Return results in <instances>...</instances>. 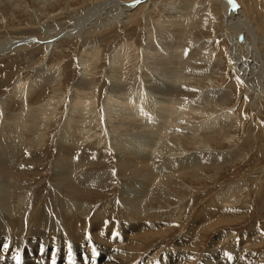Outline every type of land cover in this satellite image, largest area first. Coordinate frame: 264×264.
Segmentation results:
<instances>
[{
  "label": "rangeland",
  "instance_id": "1",
  "mask_svg": "<svg viewBox=\"0 0 264 264\" xmlns=\"http://www.w3.org/2000/svg\"><path fill=\"white\" fill-rule=\"evenodd\" d=\"M103 1L0 0V187L7 183L14 189L13 205L33 197L31 214L26 216L30 221L42 207L57 211L55 204L67 198L80 200L91 214L99 212L104 203L122 197L125 185L117 172L121 171L118 149L110 138V133L121 129L102 115L104 99L109 93L121 98L148 86L159 91L168 85L167 94L152 92L156 101L180 104L185 114L178 117L173 132L161 137L164 143L157 154H174L179 160L185 156L196 164L163 179L171 184L159 182L153 196L144 200L148 202L145 210L182 209L177 216L161 220L172 222L165 235L154 234L137 252L109 253L112 258L107 264H169L168 256L177 257L170 262L177 264L174 246L183 248V264H264V0H236V4L232 0H124L131 1L129 8L108 0L96 7ZM114 8L121 11L117 20L111 14ZM230 10L236 15H229ZM229 16L234 17L232 24ZM85 19L90 24L80 28ZM67 25L70 33L64 30ZM241 27H248L254 37L246 48L237 38ZM53 33L58 37L52 40ZM19 82L22 90L11 93ZM79 98L91 104L86 110L92 113L87 121L76 123L83 128L84 138L69 145L61 141L60 132L66 129L69 111ZM225 113L229 119H220L217 126L206 124ZM137 123L122 130L140 131L137 134L153 142L151 132H143ZM73 126L69 123L67 130H79ZM57 153L86 158L84 167L92 176L79 173L73 185L58 183L53 167ZM5 155L15 162H8ZM205 210L218 223L209 231L204 226L196 239L188 237L189 221ZM156 228V223H148L146 229L136 226L137 231L146 232ZM218 239L222 243L211 248ZM9 242L7 237L0 244V262L8 261L5 264H80L66 247L59 248L57 257L56 246L44 250L42 243L31 247L29 242L25 244L27 263H18L13 257L15 245ZM145 254L155 257L149 261Z\"/></svg>",
  "mask_w": 264,
  "mask_h": 264
},
{
  "label": "bare ground",
  "instance_id": "2",
  "mask_svg": "<svg viewBox=\"0 0 264 264\" xmlns=\"http://www.w3.org/2000/svg\"><path fill=\"white\" fill-rule=\"evenodd\" d=\"M107 1L108 0H104L102 3H97L95 5H96V7H102V4L103 3L107 4ZM135 1H138V0H134V2ZM114 3L123 5V6L120 5L119 8L132 7L131 1L116 0ZM234 4H236V3H234ZM93 7L91 6L92 10H93ZM87 9H89V11L91 12L90 8H87ZM86 10H85V12H86ZM89 11H88V13H89ZM228 11L226 10V12H228ZM236 12H238V11H236ZM239 12H241V11L239 10ZM111 14H114L113 19L117 20V18L121 14V11L118 12L117 9L114 8V10H112ZM111 14H109L108 16H110ZM232 14H235V12H232L230 10L229 15H232ZM232 17L233 16H231V17L229 16L230 24L233 23V21H231V19H233L234 17L233 18ZM105 18H106V16H105ZM95 21H97V20H95ZM237 22H241V20H238V18H237ZM244 22H246V21L244 20ZM88 23H89V20L86 21V19H85L84 21H82V25L80 28L85 27ZM98 24H100V23L98 22ZM69 26L70 25H67L66 27H64L65 32L71 31L70 30L71 28H69ZM231 27H233V26H231ZM249 28H250V26H249ZM249 28L248 27H241L237 31L238 32V37H237L238 39H239L240 35H243V39L239 40L238 42L242 47H245V48H246V46H249L252 43L251 40H252V38H254L252 35V32L250 31ZM74 29H76L75 26H73V30ZM232 30H234V29H232ZM76 32H78V31H76ZM73 33H74V31H73ZM232 33L234 34V32H232ZM55 34H59V33H57V31H56ZM66 34H68V33H66ZM66 34H64V35H66ZM51 36H52V38H51L52 40L55 39L56 37H58L57 35H54V33H53V35L52 34L49 35V37H51ZM236 41H237V39H236ZM262 42H264V41H262ZM259 44H262V43H259ZM238 48H240V47H238ZM233 49L235 50V48H233ZM175 52H177V51H175ZM175 52H173V53H175ZM259 54H258V57H259ZM165 55H167V54H165ZM179 55H177V56H179ZM260 56H262V55H260ZM166 58H167V56H166ZM166 58H165V60H166ZM240 58H243V57H240ZM175 59L176 58H174L172 60H175ZM232 61L234 62V60H232ZM238 61H239V59H238ZM253 61H252V63H253ZM238 63L240 65V62H238ZM241 63H242V61H241ZM233 68H234V66H233ZM250 68L251 67H245V70L250 69ZM255 68L256 67H254L253 70ZM241 69H243V68H241ZM236 71H237V68H236ZM258 73H261V72L258 71ZM244 75L247 76L246 74H244ZM261 75H262V73H261ZM253 76H254V73H253ZM256 80L258 81V79H256ZM245 83H247V82H245ZM21 85H22V82H19L16 85V87L11 90V93H14L19 88H21L20 89V91H21L22 87H23V85L22 86ZM252 85H253V83H252ZM259 85H260V83H259ZM261 85H262V81H261ZM254 87H256V86H254ZM32 88H33L32 86L29 88L27 87V90L31 91ZM169 88H170V86L165 85L164 87H162L158 91L157 89H154V87L152 88V87L148 86V87H146V89H142L141 93H138V94L135 93L134 95L133 94L132 95H124L123 97L120 98L119 96L115 97V96H113L114 94L111 95V93H109L107 95V97L104 99V101L102 103L103 104L102 115L105 116V120L108 123H110L113 127L114 126H116V127L120 126L119 128L121 129L120 133H118V132L110 133V134H112L110 138L113 140V141H111L113 146L118 149L117 151L119 153L118 159H119L120 170L121 171L127 170V171L121 172V171L117 170V172H119L122 175V177L119 176L122 180L121 183L125 184L124 186H122L124 188H121V189H124L122 191L124 193V194H122V197L113 199L111 201L108 199L109 202L104 203V205L101 208L99 207L100 208L99 212H96V213L94 212L93 214H91L90 209H88V208L85 209L82 206V203L80 202V200L78 201L75 198H73V199L67 198L64 201L62 200V203L59 204V201H58L55 204L57 206L58 212L54 209L55 208L54 206H53L54 207L53 209L51 208L52 211H54V213H55V215L53 214L54 217L50 216L49 211L51 209L49 207H45V208L42 207V209H40V207H39L40 210L37 212L36 216L33 217V220L30 221L31 217L28 218L26 216H27V214H31L33 197L32 198L28 197L26 201L21 202L22 201L21 200L20 204L17 205V203H16V205H13L14 204L13 200H15L12 197L14 189H11L10 184L7 185L6 182H5L6 184H2L3 187H0V225H2V224L3 225L1 226L0 229L3 230V235L0 237V244H3V241L8 237V239L10 241L9 243L15 245V251H14L13 257L17 260L16 262L27 263V257L29 255L25 251V244L27 242H29L27 244L31 247H32V244L39 245L42 243L43 244L42 249H44V250H47V248H49V247L53 248L56 246V250L54 253L57 257H59L58 252L61 250V249L59 250V248L60 247L61 248L66 247L73 254V259L79 261L80 264H95V263H101V262L103 264L104 263L107 264L110 262V260L112 258V256H111L112 254H109V253L115 254L117 252H127L128 250L132 251L133 249H135V252H137L140 249H142L144 246H146L145 241L147 239H152V236L154 234L157 233L159 235H165L167 233V231L171 229L170 224L172 222L171 223L162 222L161 220H167L168 217H170V216L171 217L177 216L179 214V212L181 211L182 206L181 207L176 206L177 207V208L175 207L176 209L171 207L167 210H148V211H146L145 209H146L148 202L146 203L144 201L147 199V197H149L151 195L153 196L152 193L158 189V183L161 182L163 179L167 178L170 175V173H172L174 171L175 172L181 171V170L187 169V168L190 169L193 165L196 164L192 160H185L184 159L185 156H184V158H182V160H179L178 159L179 156L176 157V156H174V154H172V155L157 154V153H159V151H158L159 144L163 145V143H164L163 140H160L161 137H165L167 134L173 132L174 131L173 125L177 124L179 122V120L181 119V118L178 119V117L181 116L182 114H185L184 109L181 108L182 106H180V104L178 105L175 102H173L171 104H163L162 102L156 101L155 98L157 96L154 95L152 92H154V90H155L158 93L160 92V94L161 93L167 94V91ZM172 89L173 88H171L170 90H172ZM252 89H253V86H252ZM17 92H19V91H17ZM261 92H264V91H261ZM257 93H259V92H257ZM160 94H158V95H160ZM79 99L78 100L76 99L77 101H75V102L73 101L74 102V108H73L74 110L72 109L71 111H69V114L71 115V119H70V121H68V124L65 127L66 129L62 130L60 132L61 141H64L68 144H69V142H77L76 139H78L79 137L84 138L83 128L79 127L80 125L79 126L76 125V123L78 122L77 124H80L81 122H83V120L88 118V116L90 117L89 113H92L91 110H86V107L89 103L85 102L84 100H81L82 97L80 100ZM157 100H159V99H157ZM90 105H88V106H90ZM92 109H93L94 113H97L98 109H96V107L93 105V103H92ZM68 110H70V108H68ZM187 113L189 114V111ZM221 114H223V113H221ZM182 116L184 117V115H182ZM220 119L221 120L229 119V115H227V113H225L224 115L219 114V115L215 116V118L213 117V119L209 120L206 124H209V125L212 124L214 126L215 125L217 126V124L220 123V121H219ZM13 121H15V120H13ZM85 121H87V119ZM181 121H183V120H181ZM15 122H14V124H15ZM72 122L75 123V126H73V129L77 128L79 130H76V131H75V129L74 130H67V128L69 127V123H72ZM136 122H138L136 124L138 126H136V127H138V128L141 127L140 130L143 129L142 131L145 133L151 132L150 133L151 136L152 135L154 136V137H151L153 142H149L147 140V138H145V137L143 138V136H141L142 134L141 135L137 134V133H140V131L129 134L130 132L127 133L126 131L122 130V127L125 125H131V127L132 126L134 127V124ZM14 124H13V126H14ZM200 128H201V126H200ZM134 131H136V130H134ZM2 132H4V131H2ZM18 134L20 135V137H22V133H18ZM81 134H82V136H81ZM143 135H145V134L143 133ZM7 137H8V135H7ZM153 143H156V144L154 145ZM69 145H71V144H69ZM10 148H11V146H10ZM182 152L183 151H180V154ZM10 154H11V152H10ZM57 154H55V156H54L53 167L55 168V170H54L55 174H57V178H55V180L58 183L59 182L63 183V185H64V183L65 184L67 183V185H73V183L76 182L74 176L78 175L79 173H84L86 175L87 174L90 175L89 174L90 169L88 167H84V165H86V160H87L86 158L81 157V156H79V158H78V156H71V155L70 156H60L59 154L58 155ZM176 155H177V153H176ZM1 157H0V160H1ZM6 157H8V158H6ZM5 158L7 159L8 162H12V161L15 162L14 157H9V155L8 156L5 155ZM5 158L4 159L2 158V159L5 161L6 160ZM5 165H7V163H5ZM12 165H14V164H12ZM7 167H10V166H7ZM144 169H145V171H144ZM6 171H7L6 172V174H7L8 170L6 169ZM12 171L13 170L11 169V172ZM15 172H16V170L14 171V173ZM102 172H104V171H102ZM10 173L8 175H10ZM98 173H100V172H98ZM104 173H101V174L103 175ZM179 173H181V172H179ZM90 176H92V175H90ZM87 177H89V176H87ZM93 177H95V176H93ZM96 178H99V177H96ZM96 178H94L93 180H95ZM4 179L9 180L8 177L4 178ZM167 179H169V178H167ZM84 180H85V178H84ZM163 182H164V184L166 183L164 180H163ZM162 184L163 183H160L161 186H162ZM167 184H171V183L168 182V183H166V185ZM76 185H78V184H76ZM80 185L85 186L86 184H85V182H81ZM58 187H59V184H58ZM83 188H85V187H83ZM166 189L168 190V187ZM81 192H82V190H81ZM83 193H84V191H83ZM137 194H139L140 197H137ZM134 195H135V197H134ZM223 199H225V198H223ZM220 200H221V198H220ZM218 202H219V199H218ZM220 203H223V202H220ZM52 204H50V205H52ZM58 205L60 207H58ZM48 206H49V204H48ZM210 206H212V205H210ZM218 206H219V204L216 207H218ZM212 207H215V206H212ZM220 208H225V207H220ZM213 209H211V210H213ZM207 210H209V209H207ZM216 210L214 211V214H215V212H217ZM173 211H175V212H173ZM220 212H221V210H220ZM227 214H229V212H227ZM229 217H231V214ZM221 218H223V217H220L219 219H221ZM177 219H179V218H177ZM224 220H226V219H224ZM221 222H219V223H221ZM148 223H151V224L156 223L157 228L156 229H149L148 230L149 232L137 231L136 226L138 224L142 225L146 229V225ZM158 223L160 225L159 227H158ZM216 223H218V219H215V217H213V215H211L209 213V211L205 210L203 213L199 214L198 216H194L193 219H191L189 221V229L187 232L188 237L193 236L194 239H196L197 235L200 233L199 230H201V229L204 230L205 229V228H203L204 226H209L208 229H205V230L209 231V229H211L213 227V225ZM6 231L8 232V234H6L7 233ZM189 240H191V239H189ZM220 242L222 243V241L220 239L212 241V243L210 245L211 248L214 246H218ZM174 249L177 252L175 254H178V261H176L177 264H183V261L180 260L181 249H183V248H179V247L174 246ZM6 250L7 249H3L2 251H6ZM33 251L36 252L37 250L33 249ZM80 254H83V256H81ZM147 255L145 254L144 257L149 261L151 258L155 257V254H152L148 258H147ZM106 256H108L109 258L105 261V260H103V257H106ZM168 258L170 260L166 259V261H168L169 264H170V262L174 261L173 259L177 260V257H174V256H168ZM225 260H231V258L225 257ZM223 261L224 260H222V262ZM7 262L5 260V262H0V263L5 264ZM8 264H10V262ZM172 264H174V263H172Z\"/></svg>",
  "mask_w": 264,
  "mask_h": 264
},
{
  "label": "water",
  "instance_id": "3",
  "mask_svg": "<svg viewBox=\"0 0 264 264\" xmlns=\"http://www.w3.org/2000/svg\"><path fill=\"white\" fill-rule=\"evenodd\" d=\"M242 39H243V35H240V36H239V40H242Z\"/></svg>",
  "mask_w": 264,
  "mask_h": 264
},
{
  "label": "snow or ice",
  "instance_id": "4",
  "mask_svg": "<svg viewBox=\"0 0 264 264\" xmlns=\"http://www.w3.org/2000/svg\"><path fill=\"white\" fill-rule=\"evenodd\" d=\"M233 3H235V0H232Z\"/></svg>",
  "mask_w": 264,
  "mask_h": 264
}]
</instances>
